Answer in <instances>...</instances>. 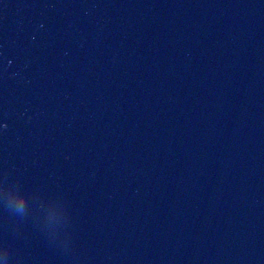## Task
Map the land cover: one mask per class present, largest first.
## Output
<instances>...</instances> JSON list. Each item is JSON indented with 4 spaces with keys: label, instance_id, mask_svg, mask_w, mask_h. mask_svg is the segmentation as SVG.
Instances as JSON below:
<instances>
[{
    "label": "water",
    "instance_id": "water-1",
    "mask_svg": "<svg viewBox=\"0 0 264 264\" xmlns=\"http://www.w3.org/2000/svg\"><path fill=\"white\" fill-rule=\"evenodd\" d=\"M0 249L264 264V0H0Z\"/></svg>",
    "mask_w": 264,
    "mask_h": 264
},
{
    "label": "clouds",
    "instance_id": "clouds-1",
    "mask_svg": "<svg viewBox=\"0 0 264 264\" xmlns=\"http://www.w3.org/2000/svg\"><path fill=\"white\" fill-rule=\"evenodd\" d=\"M7 250L0 249V264H7Z\"/></svg>",
    "mask_w": 264,
    "mask_h": 264
},
{
    "label": "snow or ice",
    "instance_id": "snow-or-ice-1",
    "mask_svg": "<svg viewBox=\"0 0 264 264\" xmlns=\"http://www.w3.org/2000/svg\"><path fill=\"white\" fill-rule=\"evenodd\" d=\"M5 127H6V125H5Z\"/></svg>",
    "mask_w": 264,
    "mask_h": 264
}]
</instances>
